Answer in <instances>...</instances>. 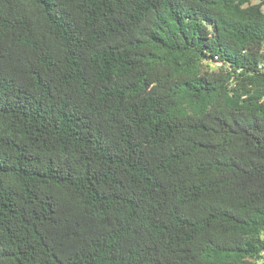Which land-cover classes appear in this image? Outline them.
<instances>
[{
    "label": "trees",
    "instance_id": "trees-1",
    "mask_svg": "<svg viewBox=\"0 0 264 264\" xmlns=\"http://www.w3.org/2000/svg\"><path fill=\"white\" fill-rule=\"evenodd\" d=\"M264 0H0V264H264Z\"/></svg>",
    "mask_w": 264,
    "mask_h": 264
},
{
    "label": "rangeland",
    "instance_id": "rangeland-1",
    "mask_svg": "<svg viewBox=\"0 0 264 264\" xmlns=\"http://www.w3.org/2000/svg\"><path fill=\"white\" fill-rule=\"evenodd\" d=\"M263 9H264V7H263Z\"/></svg>",
    "mask_w": 264,
    "mask_h": 264
}]
</instances>
